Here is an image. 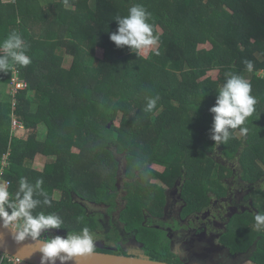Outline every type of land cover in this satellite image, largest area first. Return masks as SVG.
<instances>
[{"label": "trees", "instance_id": "16d2710c", "mask_svg": "<svg viewBox=\"0 0 264 264\" xmlns=\"http://www.w3.org/2000/svg\"><path fill=\"white\" fill-rule=\"evenodd\" d=\"M4 1L0 42L19 33L29 45L32 62L0 73V89L13 77L25 86L12 95L0 91V162L9 152L5 177L13 196L21 178L33 185L43 180L41 189L51 207L41 204L34 215L54 213L63 219V208L80 207L72 202V194L110 202L106 191L115 192V167L122 153L132 170L150 160L176 169L182 164L209 190L217 186L215 176L223 165L218 159L237 164L243 178L261 184L253 197L264 207V78L257 76L264 73V0ZM133 5L150 13L148 22L160 37L146 57L109 39L118 27L115 19L126 16ZM206 44L211 48L198 49ZM96 49L102 51L101 58ZM66 59L69 67L63 66ZM245 61L252 62V71ZM212 70L219 72L215 79L207 76ZM226 73L247 79L257 104L246 121L247 134L231 130L228 142L217 145L210 139L209 109ZM155 97L156 108L145 111L147 99ZM13 120L21 128H13ZM15 130L23 132L16 137ZM27 130L29 137L24 138ZM38 156L45 160V176L31 170ZM132 186L142 187L138 182ZM56 194L60 200L54 199ZM127 199L129 206L136 202L131 193ZM95 222L91 220L89 228ZM68 229L79 233L82 227ZM147 247L149 259L165 261L167 249L159 251L154 242ZM254 261L264 264V235Z\"/></svg>", "mask_w": 264, "mask_h": 264}, {"label": "flooded vegetation", "instance_id": "af4514ba", "mask_svg": "<svg viewBox=\"0 0 264 264\" xmlns=\"http://www.w3.org/2000/svg\"><path fill=\"white\" fill-rule=\"evenodd\" d=\"M217 163L223 165L215 176L214 191L200 185L194 172L182 164L176 169L172 164L150 160L132 170L124 162L121 194L115 187L118 162L115 192L106 191L111 197L107 203L119 206V214L114 207L106 209L108 214H118V226H112L100 241L102 248L94 247V251L134 256L120 246L127 234L135 235L144 253L150 242L156 243L159 251L167 249L163 256L168 264H258L254 258L264 225H257L255 216L264 214V207H258L253 190L261 184L243 178L238 165L219 159ZM135 182L142 187H133ZM130 193L136 198L131 206L127 199Z\"/></svg>", "mask_w": 264, "mask_h": 264}, {"label": "clouds", "instance_id": "9594fccd", "mask_svg": "<svg viewBox=\"0 0 264 264\" xmlns=\"http://www.w3.org/2000/svg\"><path fill=\"white\" fill-rule=\"evenodd\" d=\"M150 13L141 5H133L126 16L115 19L118 27L110 33L109 39L116 47L127 46L131 51L153 48L160 37L154 35L153 25L148 22ZM29 45L17 32L9 34L0 42V73H8L13 67H26L32 61L27 55ZM158 54V53H157ZM248 71H252L251 61H245ZM225 82L220 86L214 105L209 109L213 114L210 139L217 145L227 143L231 130L239 129L241 136L246 135L247 119L256 111L257 99L251 94V83L241 75L226 73ZM159 97L148 98L145 111L156 108ZM42 179L31 184L26 178L19 180L18 191L11 194L6 184H0V227L9 228L12 238L20 243L29 239L39 245L41 253L39 264H67L74 257L91 254L95 247V236L88 227L79 233L65 236L55 235L42 239L43 234L53 229H60L62 219L54 213H36L41 204L51 207L41 185ZM43 196L44 199L35 197ZM257 225H264V214L255 216ZM14 226V227H13Z\"/></svg>", "mask_w": 264, "mask_h": 264}, {"label": "rangeland", "instance_id": "374dc122", "mask_svg": "<svg viewBox=\"0 0 264 264\" xmlns=\"http://www.w3.org/2000/svg\"><path fill=\"white\" fill-rule=\"evenodd\" d=\"M6 2H8L9 0H5ZM4 1V2H5ZM163 32V30L157 26L156 28V33L161 35ZM158 46V45H157ZM157 46L153 47V48H149V49H143V50H139V53L143 56L146 57L148 55V53L152 50H155L157 48ZM211 45L210 44H206V45H198V49H210ZM95 54L97 57L101 58L102 56V51L100 49H96L95 50ZM70 62L69 59H66L63 66L65 67H69ZM12 73H14V71H12ZM219 72L217 70H212L209 71L207 73V76L215 79L218 76ZM257 76H260L262 78H264V73L262 71H259L257 73ZM25 86L24 83L21 82L20 80H18L17 78L13 77L11 80V84H9L8 86H3L0 91H2V93L5 95L6 93L9 92V94H16L18 91L20 90H24ZM120 120V114L118 115V117L116 118V120H114V122L112 123L115 126H118L119 121ZM13 125L15 123V125L17 126V122L15 120L12 121ZM31 130H27L26 132H24V138L29 137V133ZM19 130H15V136L18 137L20 136ZM239 137V136H238ZM3 156V155H2ZM1 156V158H2ZM40 156H38L37 158H35L34 162L32 163L31 166V170L37 174H43V176H45V160L39 158ZM124 153H122V155L120 154V158H118V162H119V173H118V177L116 179V183H115V187L117 190L121 191V194L123 193V183L125 181V175H124V168L123 166H121L122 163H124L125 159H124ZM87 160V159H86ZM86 160L81 162V166L85 167L84 164L86 162ZM237 166V164H236ZM239 166V165H238ZM262 168V167H260ZM42 176V175H41ZM43 179L46 180L45 177H43ZM89 179H93V181H96V178L93 176H89ZM254 191H258L260 189H257V186H254ZM217 189V186H216ZM216 189L213 188V190L215 191ZM72 202L74 204H77L81 207V209H83L81 211L80 207L79 209L74 207L72 209L68 208H63V210H67V212L64 214L63 217V222L64 220L66 221L67 219V225L66 228L68 226V228L72 229L74 224H76V227H88L90 225L91 220H96L94 227L89 228L90 231L94 234L95 236V247L97 248H102V245L100 243V241H103V236L110 230L112 229V226L115 227V225L118 226V212L117 211L119 208V206L116 208L117 205H113V203H106V202H100L96 204H92L90 202H87L86 200L82 199L81 197H79L78 195L72 194ZM254 198V197H253ZM54 199L55 200H60L61 199V195L60 194H56L54 195ZM255 202L256 199L254 198ZM114 210L118 213V214H113L107 213V208H113ZM70 218V219H69ZM71 220V221H70ZM120 225V223H119ZM122 226V224H121ZM60 228V229H53V230H49L48 232L43 234L42 239L47 238V237H52L55 235H59V236H65L67 234V232L69 231V229L67 228ZM72 233V232H71ZM124 237V235H122ZM121 249L123 251H126L127 253H130L134 256L137 257H144L145 253L143 251V247L142 245L139 243V241L137 240V238L131 235H127L123 238V241L120 243Z\"/></svg>", "mask_w": 264, "mask_h": 264}, {"label": "water", "instance_id": "95a60500", "mask_svg": "<svg viewBox=\"0 0 264 264\" xmlns=\"http://www.w3.org/2000/svg\"><path fill=\"white\" fill-rule=\"evenodd\" d=\"M39 245L26 239L17 243L12 238L9 228L0 227V254L18 259L26 264H39L41 253ZM59 264V262H58ZM67 264H168L154 261L144 256H125L93 251L91 254L74 257Z\"/></svg>", "mask_w": 264, "mask_h": 264}, {"label": "built area", "instance_id": "2783aa9c", "mask_svg": "<svg viewBox=\"0 0 264 264\" xmlns=\"http://www.w3.org/2000/svg\"><path fill=\"white\" fill-rule=\"evenodd\" d=\"M12 125H13V123H12ZM17 127L21 128L19 125L16 126L14 123L13 128H17ZM9 157H10L9 152L3 154L2 158H1V162H0V184H6L8 187V190L10 187V182H9V180L6 179L5 173L9 169ZM4 262L9 263V264H26V263H24L18 259L9 257V256L4 255V254H0V264H2Z\"/></svg>", "mask_w": 264, "mask_h": 264}]
</instances>
